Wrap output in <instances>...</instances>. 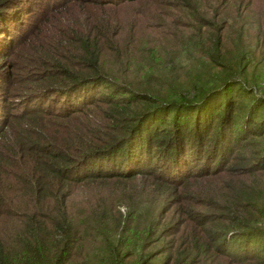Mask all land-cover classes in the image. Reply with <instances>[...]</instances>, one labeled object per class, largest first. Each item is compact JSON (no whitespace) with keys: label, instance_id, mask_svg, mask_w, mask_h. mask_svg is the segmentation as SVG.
<instances>
[{"label":"trees","instance_id":"obj_1","mask_svg":"<svg viewBox=\"0 0 264 264\" xmlns=\"http://www.w3.org/2000/svg\"><path fill=\"white\" fill-rule=\"evenodd\" d=\"M262 53L264 0H0V264H264Z\"/></svg>","mask_w":264,"mask_h":264},{"label":"rangeland","instance_id":"obj_2","mask_svg":"<svg viewBox=\"0 0 264 264\" xmlns=\"http://www.w3.org/2000/svg\"><path fill=\"white\" fill-rule=\"evenodd\" d=\"M133 7V6H132ZM138 8H140L139 6H136ZM130 13H132V9H131V5L130 7L128 8H125V9H120V14L119 16L125 21L127 22L128 21V17L130 15ZM251 20H254V18H252ZM183 23H186L188 26L189 25H193L194 22H189V21H183ZM186 55L184 54L182 57H185ZM262 56L264 57V53H262ZM187 63V60L186 59H180L179 62H177V65H176V69H179L178 67H183V66H186L185 64ZM262 68L263 71H260ZM247 77H248V80L249 81H254L258 86L252 84L253 88L255 89V91L259 94L262 93V91H264V65L262 67H255V68H250L247 72ZM209 182H213V180H210V178H204L202 180L199 181V185H206L208 184ZM137 185L133 186V188H136V189H139L142 187L143 185V182H139V183H136ZM168 238L165 239V241L167 240Z\"/></svg>","mask_w":264,"mask_h":264}]
</instances>
